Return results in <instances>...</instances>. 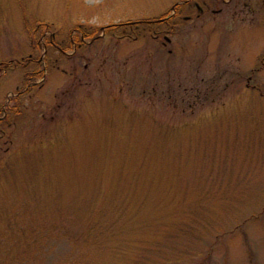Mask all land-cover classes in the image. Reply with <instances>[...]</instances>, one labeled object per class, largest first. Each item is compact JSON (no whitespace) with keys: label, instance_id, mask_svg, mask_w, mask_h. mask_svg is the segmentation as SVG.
Returning a JSON list of instances; mask_svg holds the SVG:
<instances>
[{"label":"rangeland","instance_id":"1","mask_svg":"<svg viewBox=\"0 0 264 264\" xmlns=\"http://www.w3.org/2000/svg\"><path fill=\"white\" fill-rule=\"evenodd\" d=\"M186 1L0 0V235L119 207L117 264H264V0L127 24Z\"/></svg>","mask_w":264,"mask_h":264},{"label":"trees","instance_id":"2","mask_svg":"<svg viewBox=\"0 0 264 264\" xmlns=\"http://www.w3.org/2000/svg\"><path fill=\"white\" fill-rule=\"evenodd\" d=\"M181 7L182 4L177 5L175 17L179 14ZM171 12L157 18L158 21L144 20L133 22L136 24L153 23L160 26H171V21L175 20L174 16L169 18ZM133 22H127V24L132 25ZM95 31L96 29L87 36L96 37L95 35L97 34H95ZM53 43L54 40L51 39L50 44L53 45ZM79 43H81V40ZM37 73L38 72H36V74ZM30 80H32V77ZM125 202H127L129 206V201L125 200ZM79 207L80 206H78L77 209H79ZM118 208L119 207L112 209V207L108 206L104 207L101 211L100 209L86 210L87 217L80 224L83 225V228L79 227V229L70 230L68 229L70 227L66 224L51 220L49 219L50 217H35L34 219L25 218L24 220H20L19 218L15 219L11 227L0 235V264H48L37 263L36 256L42 257L44 254V247L50 242V239L59 237L68 240L70 249L66 253L59 255L58 259L51 264H117V259L115 260L112 255H117L118 260L119 258L121 260V257L126 259L129 254L128 250L133 251L132 247L135 246V240L129 235L127 224L129 221H122L121 212ZM155 224H157V222ZM12 230H14V235ZM124 238H126L127 241H125ZM141 243L143 244V241ZM116 245H118V248H115ZM140 248H143V246H140ZM140 251H143V249ZM107 252L109 258L104 256ZM8 256L12 257L11 261L5 260ZM145 257L144 255V258ZM145 260H147V264H160V262L154 263L149 258ZM170 260L173 263H178V261H180V259H176V257L167 259V261Z\"/></svg>","mask_w":264,"mask_h":264},{"label":"flooded vegetation","instance_id":"3","mask_svg":"<svg viewBox=\"0 0 264 264\" xmlns=\"http://www.w3.org/2000/svg\"><path fill=\"white\" fill-rule=\"evenodd\" d=\"M200 1H202V3ZM213 1H216L221 5V8L214 9L215 10V11H213L214 13L224 12V7H227L228 12L231 11V13H229V14H231L233 17L238 15L237 11H238V7H240V4L237 2V0H209V2H208V0H187L186 2H184L182 4V6L184 4H190V5L192 4V6L194 5L195 7H197L198 10H200V13L198 15L201 16V14H203L206 9L212 10V4L214 3ZM248 5L251 6V4L248 1H245V3L243 4L244 7L245 6L248 7ZM176 7L177 6H175V11L169 15V18H172L173 16L175 17V15L177 13ZM180 14H182V7L180 8L179 14H177L175 19H178L180 17ZM148 21H152V20H148ZM153 21H158V20L154 19ZM154 38H156V36H154ZM165 38L168 39V36H166ZM168 40H170V39H168ZM164 44H166V43H164ZM5 118H6V116L4 117V119Z\"/></svg>","mask_w":264,"mask_h":264}]
</instances>
